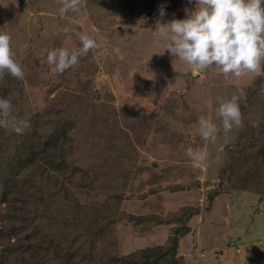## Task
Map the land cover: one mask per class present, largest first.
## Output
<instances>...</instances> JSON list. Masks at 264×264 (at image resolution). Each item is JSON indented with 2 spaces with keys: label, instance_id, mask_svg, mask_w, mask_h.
Segmentation results:
<instances>
[{
  "label": "rangeland",
  "instance_id": "obj_1",
  "mask_svg": "<svg viewBox=\"0 0 264 264\" xmlns=\"http://www.w3.org/2000/svg\"><path fill=\"white\" fill-rule=\"evenodd\" d=\"M60 7V0H0V32L10 35L24 71L22 79L13 77L25 96L19 118L66 112L72 139L66 161L81 175L80 185L67 184L66 174L59 179L56 191L66 182L71 200L54 191L30 205V228L37 224L30 231L47 239L40 262L50 264L60 249L72 256L67 264H105L163 244L172 225L160 218L194 206L200 213L188 221L178 253L187 264H264V92L240 103L241 126L224 132L216 116L218 100L245 93L256 75L189 68L156 42V21L185 18L194 0H80L79 13ZM78 32L96 47L53 73L47 52L79 47ZM200 118L217 124L215 137L199 135ZM189 148L204 158L190 159ZM217 192L214 200L225 204L216 201V208L208 198ZM1 195L4 225L12 204ZM213 210L218 216L202 233ZM21 238L9 240L18 249Z\"/></svg>",
  "mask_w": 264,
  "mask_h": 264
},
{
  "label": "trees",
  "instance_id": "obj_2",
  "mask_svg": "<svg viewBox=\"0 0 264 264\" xmlns=\"http://www.w3.org/2000/svg\"><path fill=\"white\" fill-rule=\"evenodd\" d=\"M255 77L250 85L245 86L246 99L242 102L253 100L264 92V75ZM21 84L6 72L0 76V97L10 99L13 115L17 118L20 104L25 98L19 92ZM29 125L22 134L0 128V194L1 200H9V204H12L9 217L12 224L2 225V221L0 225V257L3 258L0 264H12L11 260L14 259L11 256L17 248L16 244L9 240L11 236L22 237L17 249L18 260L15 259L13 264H43L40 262V256H44L46 252L44 244L47 239L43 235L37 237L35 231H30L37 225L33 224L30 228L31 217H34L30 205L36 200L43 199L45 195L53 196L51 194L54 191L57 193L63 191L68 196L72 193L74 196L66 182L56 191L58 184L64 181L61 175L68 176L67 184L80 185V171L76 167H70L66 161V152L72 144V139L68 135L70 121L66 112L39 114L29 121ZM217 194L218 192L209 194L208 199L212 202ZM66 199L71 200L72 196ZM199 213V208L191 206L183 207L180 212L170 213L164 219L161 217V221L172 225L163 244L140 248L121 258L107 260L105 264H187L178 254L180 240L191 230L188 221ZM141 221L139 218L137 224L140 225ZM147 225L149 227L150 224ZM71 258L72 256L64 250L59 249L54 258L50 259V264H67Z\"/></svg>",
  "mask_w": 264,
  "mask_h": 264
},
{
  "label": "clouds",
  "instance_id": "obj_3",
  "mask_svg": "<svg viewBox=\"0 0 264 264\" xmlns=\"http://www.w3.org/2000/svg\"><path fill=\"white\" fill-rule=\"evenodd\" d=\"M193 2V0H189ZM59 11L79 13L80 0H60ZM195 7L186 10L185 18L156 21L153 36L156 42H165L164 51L184 61L189 68L204 70L216 66L220 73L240 77L246 73L264 75V0H194ZM165 9H159L164 17ZM72 31L65 27L64 33ZM79 47L54 48L47 52L46 62L53 73H63L78 63L81 56L96 47L95 40L85 33H76ZM163 51V52H164ZM7 73L17 79L24 77L20 64L13 59L11 37L0 32V76ZM228 99L218 100L216 116L224 132L242 124L240 103L246 99L243 90H237ZM199 135L208 140L220 130L213 121L198 120ZM29 121L13 115V105L7 97H0V128L22 134ZM257 125L253 123V127ZM186 155L201 160L204 153L189 148Z\"/></svg>",
  "mask_w": 264,
  "mask_h": 264
},
{
  "label": "crops",
  "instance_id": "obj_4",
  "mask_svg": "<svg viewBox=\"0 0 264 264\" xmlns=\"http://www.w3.org/2000/svg\"><path fill=\"white\" fill-rule=\"evenodd\" d=\"M208 167H209V165H208ZM216 201H220V199H215L213 202H212V205L213 206H215L216 208H217V205L218 204H216ZM221 202V201H220ZM222 204H225V202H221L219 205H218V207L220 206V207H222ZM225 206V205H224ZM215 209V208H214ZM216 211L215 210H213V211H210L209 213H208V215H207V217H206V221H205V223H204V225H203V227H202V233H205V229H206V227H209V224L208 223H211L210 221H212V219H214L215 217H217L218 215H216V213H215ZM226 212V211H225ZM232 213H233V211H231ZM231 213V214H232ZM222 214H224V213H222ZM227 215V213L225 214V216ZM223 222H225V221H223ZM212 224V223H211ZM233 225H234V221H233V218H231V223H230V226H231V228L233 229V231H234V227H233ZM214 226H215V224H214ZM199 228H200V226L199 225H196V232L199 230ZM236 228H237V230L240 232V230H241V227H240V225L239 226H236ZM164 233H165V235H166V232L164 231ZM225 233V232H224ZM202 236V235H201ZM153 238V237H152ZM242 246V245H241ZM214 249V248H213ZM224 254V253H223ZM203 264H205V262L203 263Z\"/></svg>",
  "mask_w": 264,
  "mask_h": 264
}]
</instances>
